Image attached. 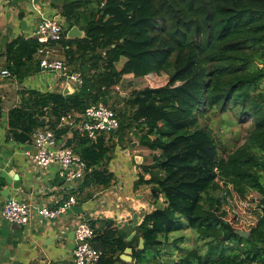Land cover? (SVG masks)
Returning <instances> with one entry per match:
<instances>
[{
  "label": "trees",
  "instance_id": "16d2710c",
  "mask_svg": "<svg viewBox=\"0 0 264 264\" xmlns=\"http://www.w3.org/2000/svg\"><path fill=\"white\" fill-rule=\"evenodd\" d=\"M60 15L58 43L82 84L70 93L27 91L9 110L16 141L29 142L42 117L60 138L70 130L58 126L61 116L113 100L125 74L149 83L113 101L119 126L108 140L130 144L134 136L150 150L133 189L148 186L153 209L130 240L110 223L98 229L84 218L94 228L92 245L102 252L98 264H264V0H67ZM74 25L83 37H66ZM39 46L35 38L17 36L6 44V68L22 75ZM213 108L249 120L243 142L232 150L219 148L199 124ZM108 140L104 133L95 140L74 134L65 142L85 165L78 189L115 181L108 163L116 143ZM254 192L257 209L248 201ZM233 202L251 209L241 228ZM186 229L196 236L190 247L182 246L184 234L169 241V234ZM127 247L132 263L119 258Z\"/></svg>",
  "mask_w": 264,
  "mask_h": 264
},
{
  "label": "crops",
  "instance_id": "0c3cea01",
  "mask_svg": "<svg viewBox=\"0 0 264 264\" xmlns=\"http://www.w3.org/2000/svg\"><path fill=\"white\" fill-rule=\"evenodd\" d=\"M0 4V264H73L71 246L74 244V229L76 223L85 218L84 215L68 209L56 218H46L35 209L54 208L69 196H74V205L81 206L94 227L102 229L110 223L112 228L125 235L126 240H130L136 234V226L143 214L153 209L144 194L146 185L133 189L139 172L138 165L146 157L134 154L136 145L131 146V143L135 141L128 147L129 143L125 141L120 145L115 137L111 141V132L105 134L106 140L110 138L107 142L116 143L113 158L108 163V169L113 172L115 181L108 187L90 185L82 190L78 189V179L65 181L58 176L57 164L42 168L32 163L29 156L33 151L31 137L25 143L16 141L11 136L8 127L9 110L20 106L29 90L63 91L66 84L55 74L42 71L39 65L37 67L38 58L35 53L33 62L28 64L29 69L24 67L22 75L12 74L6 68L4 51L6 44L17 36L27 38L41 15L60 14L63 3L57 0H37L34 6L29 0H0ZM22 20L25 21L24 24L21 23ZM61 20L64 23V17L61 16ZM55 47V56L65 59L64 47L58 42ZM4 69L9 73L3 74ZM130 76L133 75L125 74L120 83L124 77ZM39 120H44L45 123L47 118L42 117ZM77 125L78 122L73 126L64 124L62 127L69 126L70 130L56 138L57 144L66 146L67 140L74 134H80ZM137 156H141L142 161H137ZM9 197L23 199L33 205L34 213L28 224L11 223L2 218L1 209ZM134 214L138 216L136 225L129 222ZM187 230L190 229L184 231ZM195 237L193 233V238ZM136 243L139 247V238ZM191 244L186 239L182 246L190 247ZM121 254L119 258L122 261L132 263V258L131 261H125ZM161 258L165 256L162 255ZM114 264L122 263L117 259Z\"/></svg>",
  "mask_w": 264,
  "mask_h": 264
},
{
  "label": "built area",
  "instance_id": "2783aa9c",
  "mask_svg": "<svg viewBox=\"0 0 264 264\" xmlns=\"http://www.w3.org/2000/svg\"><path fill=\"white\" fill-rule=\"evenodd\" d=\"M29 1L31 5H36L37 0ZM63 29L62 20L58 22L54 16L41 15L28 37L35 38L40 43L35 55H37L38 65L42 71L55 74L64 84L80 86L82 84L81 73L71 70L64 58L55 56L57 52L55 43L60 40ZM2 73L8 74L9 72L4 69ZM76 122H78V132L92 140H95L101 133L107 134L115 131L119 126L116 112L103 101L90 104L81 113H69L61 116L58 126L64 124L73 126ZM30 137L33 151L29 156L35 166L43 168L57 164L58 176L65 181L82 178L84 162L71 147L57 144L52 129L38 127ZM74 204V196H69L67 200L62 201L54 208L41 207L35 211L43 217L56 218ZM33 213L34 207L30 202L16 197L7 198L1 209L3 219L20 225L28 224ZM94 235V228L86 220L82 219L76 223L72 250L73 264H98L102 252L91 243Z\"/></svg>",
  "mask_w": 264,
  "mask_h": 264
},
{
  "label": "rangeland",
  "instance_id": "374dc122",
  "mask_svg": "<svg viewBox=\"0 0 264 264\" xmlns=\"http://www.w3.org/2000/svg\"><path fill=\"white\" fill-rule=\"evenodd\" d=\"M65 2L67 0H57V2ZM122 64V60L116 63L117 67H120ZM125 79L123 80L122 83H120L118 86V89H116L117 86H114L115 90L112 93L113 100H111L108 104L111 106L113 101L116 102H122V98L126 96L132 89L134 88H142L144 86H147L149 83L147 82L146 79L141 78V77H124ZM158 80V79H157ZM159 83H163L164 81L158 80ZM113 107V106H111ZM236 111L232 109H227L220 111L218 108H213L207 110L200 118H199V124L200 126L206 128L211 135L213 136L217 146L220 148H223L225 151H229L234 149L237 145L243 142L244 136L247 130V127L249 126V120L240 122L238 120V116L236 115ZM130 140H133L137 142L136 137L131 136ZM138 143V142H137ZM130 144H128V147ZM136 151L134 154H139L141 156L146 157V160L143 159L141 164L149 163L151 161L150 157V150L147 149L146 147L140 146L139 144H136ZM145 196L149 198L150 195V188L148 186L145 187ZM258 195L254 192L249 196L248 201L251 203V206L254 209H257L256 204H257V199ZM238 202V200H237ZM237 202L231 203V211L236 214L238 211V206L239 210L242 214H238L237 218H242L237 225L239 228H241L242 220H246L247 218L252 215V213H249V210L251 209H246L244 206L246 203L238 204ZM250 206V208H251ZM243 207L245 208V211L243 210ZM249 213V214H248ZM232 215V214H230ZM243 215V216H242ZM179 234H184L188 236V241L190 243L194 242L193 238V233H191L190 230L183 231V232H176V233H171L168 236L169 241L172 240V238L175 235ZM192 245V244H191ZM190 245V246H191ZM170 248V247H167Z\"/></svg>",
  "mask_w": 264,
  "mask_h": 264
},
{
  "label": "water",
  "instance_id": "95a60500",
  "mask_svg": "<svg viewBox=\"0 0 264 264\" xmlns=\"http://www.w3.org/2000/svg\"><path fill=\"white\" fill-rule=\"evenodd\" d=\"M0 6H2L0 4ZM3 8H5V6H3ZM54 19L57 20L58 22L61 21V15L57 14L54 16ZM24 20L21 21L22 24H24ZM84 36V32H82L81 30L78 29V27L76 25L72 26L68 31H67V35L66 37L68 38H81ZM74 89V87L71 84H66L65 88L63 89V93H68V91ZM44 120H40L38 125L39 126H45L44 125ZM47 128V127H44ZM137 144V142H132L131 146H135ZM136 157V156H135ZM137 161H142V157L137 156V158H135ZM140 164V163H139ZM153 190V189H151ZM70 210H72L74 213L77 214H83L85 218H87V214L83 213V210L81 208V206L79 205H72L70 208ZM129 222H132L134 225H136L138 223V216L136 214L133 215V218L131 220H129ZM236 232L242 236V237H247L249 235V231L247 230H243V229H237ZM72 250L74 248V244H72ZM143 247V239L139 238V248ZM131 248L127 247L124 250V253L121 254V258H123L125 261H131Z\"/></svg>",
  "mask_w": 264,
  "mask_h": 264
}]
</instances>
